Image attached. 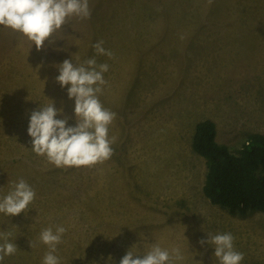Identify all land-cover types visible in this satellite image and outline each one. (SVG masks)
<instances>
[{
    "label": "rangeland",
    "instance_id": "1",
    "mask_svg": "<svg viewBox=\"0 0 264 264\" xmlns=\"http://www.w3.org/2000/svg\"><path fill=\"white\" fill-rule=\"evenodd\" d=\"M88 3L90 18L70 17L39 51L0 26V197L21 178L36 193L27 214L0 213V233L18 247L3 264H42L48 246L40 232L56 226L67 229L57 245L61 264H109V256L119 264L153 243L179 247L182 264H219L215 245L199 243L209 233H231L241 264H264V212L231 215L210 204L204 159L191 148L206 119L232 152L247 134L264 136V0ZM100 40L113 58L95 53ZM93 56L109 65L99 99L116 113L114 154L93 166L56 167L31 150V111L54 101L63 108L56 118L75 126L70 85L56 82L53 65Z\"/></svg>",
    "mask_w": 264,
    "mask_h": 264
},
{
    "label": "clouds",
    "instance_id": "2",
    "mask_svg": "<svg viewBox=\"0 0 264 264\" xmlns=\"http://www.w3.org/2000/svg\"><path fill=\"white\" fill-rule=\"evenodd\" d=\"M72 16L90 18L88 0H0V26L22 33L33 42L37 51L46 43L53 44L52 35L63 29L62 26L68 24ZM103 44L104 41L100 40L92 45L95 53L113 58V52L105 49ZM53 66L59 70L56 82L62 88L70 85L67 87V95L70 100L74 99L76 124L68 126L67 117L56 118L58 115L63 116V108L57 109L54 101L32 110L27 129L31 137V150L38 156H46L56 167L93 166L110 159L114 154L111 145L115 142V137L109 138V126L116 113L105 108L99 99V94L103 93L102 86L107 84L104 73L109 70V65L98 64L93 56L80 66L69 59ZM35 196V190L21 178L11 191L0 197V213L8 217L27 214L28 206ZM66 231L64 226H56L55 231L52 227L41 230L39 241L48 246L42 264H61L57 245L62 243ZM10 236L8 231L0 233V239L4 241L0 244V264H3L5 257L18 251L15 241L9 239ZM208 237L207 241L201 239L199 243L201 246L205 243L215 245L214 256L219 264H241L244 260V254L234 248L231 233H209ZM147 239L143 235L142 240ZM29 243L31 248L36 246L31 240ZM140 255L130 249L119 264H182L185 259L179 247L162 249L156 243L142 254V258H139ZM108 261L111 264V256ZM194 261L196 264H203V261Z\"/></svg>",
    "mask_w": 264,
    "mask_h": 264
},
{
    "label": "trees",
    "instance_id": "3",
    "mask_svg": "<svg viewBox=\"0 0 264 264\" xmlns=\"http://www.w3.org/2000/svg\"><path fill=\"white\" fill-rule=\"evenodd\" d=\"M215 138L216 126L211 120L195 125L191 148L204 159V197L231 215L264 212V136L247 134L235 152Z\"/></svg>",
    "mask_w": 264,
    "mask_h": 264
}]
</instances>
